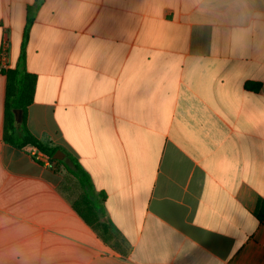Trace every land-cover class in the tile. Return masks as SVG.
<instances>
[{
    "label": "crops",
    "instance_id": "crops-1",
    "mask_svg": "<svg viewBox=\"0 0 264 264\" xmlns=\"http://www.w3.org/2000/svg\"><path fill=\"white\" fill-rule=\"evenodd\" d=\"M209 39L185 0H0V51L37 78L27 128L63 153L53 170L6 141L0 70V248L23 223L57 264H264V76ZM72 160L109 241L73 206Z\"/></svg>",
    "mask_w": 264,
    "mask_h": 264
},
{
    "label": "clouds",
    "instance_id": "clouds-1",
    "mask_svg": "<svg viewBox=\"0 0 264 264\" xmlns=\"http://www.w3.org/2000/svg\"><path fill=\"white\" fill-rule=\"evenodd\" d=\"M191 23L219 40L235 66L264 76V0H185ZM0 264H57L55 254L23 223L6 229Z\"/></svg>",
    "mask_w": 264,
    "mask_h": 264
},
{
    "label": "trees",
    "instance_id": "trees-1",
    "mask_svg": "<svg viewBox=\"0 0 264 264\" xmlns=\"http://www.w3.org/2000/svg\"><path fill=\"white\" fill-rule=\"evenodd\" d=\"M40 0H37L39 3ZM33 23V17L30 16L25 29L24 45L28 39V34ZM25 61L24 54L21 58L22 65L16 69H8L2 71L7 76V90L5 102V139L12 146L22 149L31 145L40 153L46 155L51 162L57 165L63 164L62 161L54 159L57 153L56 148H52L35 136H33L27 128L26 116L28 107L33 102L36 89L37 78L35 75L29 74L23 68ZM259 85L246 84L248 89H257ZM23 110V122L16 123L15 111ZM73 168H66L68 173L73 176L81 188V194L73 201L75 210L86 221V223L96 229L105 241L114 238V233H119L114 224L106 219L105 202L107 196L105 193H98L91 181L89 175L79 164L72 160ZM258 217L261 221L264 219V204H261L258 210Z\"/></svg>",
    "mask_w": 264,
    "mask_h": 264
},
{
    "label": "built area",
    "instance_id": "built-area-1",
    "mask_svg": "<svg viewBox=\"0 0 264 264\" xmlns=\"http://www.w3.org/2000/svg\"><path fill=\"white\" fill-rule=\"evenodd\" d=\"M9 49V41L6 40L4 42V46L2 48V50L0 51V70H4L7 71L9 68V62H8V55H7V51ZM37 159L41 162H43L48 168L56 170L57 169V164L53 163L50 161V159L42 154V153H37Z\"/></svg>",
    "mask_w": 264,
    "mask_h": 264
},
{
    "label": "water",
    "instance_id": "water-1",
    "mask_svg": "<svg viewBox=\"0 0 264 264\" xmlns=\"http://www.w3.org/2000/svg\"><path fill=\"white\" fill-rule=\"evenodd\" d=\"M14 113H15L16 123L21 124L23 122V120H24V118H23V110H16ZM60 153H61L60 151H57V153L54 155V159L55 160H58V161L62 160V158L59 157ZM61 154H63V153H61Z\"/></svg>",
    "mask_w": 264,
    "mask_h": 264
},
{
    "label": "rangeland",
    "instance_id": "rangeland-1",
    "mask_svg": "<svg viewBox=\"0 0 264 264\" xmlns=\"http://www.w3.org/2000/svg\"><path fill=\"white\" fill-rule=\"evenodd\" d=\"M77 198V197H76Z\"/></svg>",
    "mask_w": 264,
    "mask_h": 264
}]
</instances>
